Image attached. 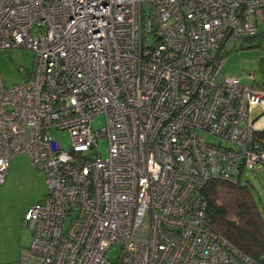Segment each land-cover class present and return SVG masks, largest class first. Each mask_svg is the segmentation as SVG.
<instances>
[{
	"label": "built area",
	"instance_id": "1",
	"mask_svg": "<svg viewBox=\"0 0 264 264\" xmlns=\"http://www.w3.org/2000/svg\"><path fill=\"white\" fill-rule=\"evenodd\" d=\"M259 23L264 0H0V49L33 52L23 82L0 75V185L22 153L48 186L20 264H264L209 227L203 193L264 167V87L221 73Z\"/></svg>",
	"mask_w": 264,
	"mask_h": 264
},
{
	"label": "rangeland",
	"instance_id": "2",
	"mask_svg": "<svg viewBox=\"0 0 264 264\" xmlns=\"http://www.w3.org/2000/svg\"><path fill=\"white\" fill-rule=\"evenodd\" d=\"M222 52V74L236 77L246 85L257 83L264 87V23H259L257 37L241 38L232 48L225 46ZM32 65L31 50L22 47L0 49V75L6 87L23 82ZM262 111L264 109L258 106L250 112V120L255 119L254 127H264V114L260 115ZM103 125L102 115L93 118V129ZM200 134L207 141H217L216 137L205 131H200ZM51 135L63 149L69 147L70 137L66 131L52 128ZM94 151L100 152L103 158L107 157L106 140L102 139ZM242 181L251 185L254 200L264 214V169L260 172L246 169ZM47 190L44 174L30 163L25 154H15L10 161L6 178L0 185V264H20L23 250L32 240V231L24 221L25 213ZM119 254L120 245L114 244L107 257L114 261Z\"/></svg>",
	"mask_w": 264,
	"mask_h": 264
},
{
	"label": "trees",
	"instance_id": "3",
	"mask_svg": "<svg viewBox=\"0 0 264 264\" xmlns=\"http://www.w3.org/2000/svg\"><path fill=\"white\" fill-rule=\"evenodd\" d=\"M255 36L258 33L246 38ZM254 141L264 150V127L257 128ZM261 169L264 167L250 170L260 172ZM244 171L236 181L211 179L206 183L203 190L206 219L210 228L241 252L264 262V214L254 200L251 185L242 181Z\"/></svg>",
	"mask_w": 264,
	"mask_h": 264
},
{
	"label": "clouds",
	"instance_id": "4",
	"mask_svg": "<svg viewBox=\"0 0 264 264\" xmlns=\"http://www.w3.org/2000/svg\"><path fill=\"white\" fill-rule=\"evenodd\" d=\"M253 121L255 122V119Z\"/></svg>",
	"mask_w": 264,
	"mask_h": 264
},
{
	"label": "crops",
	"instance_id": "5",
	"mask_svg": "<svg viewBox=\"0 0 264 264\" xmlns=\"http://www.w3.org/2000/svg\"><path fill=\"white\" fill-rule=\"evenodd\" d=\"M7 175V174H6ZM6 178V177H5Z\"/></svg>",
	"mask_w": 264,
	"mask_h": 264
}]
</instances>
